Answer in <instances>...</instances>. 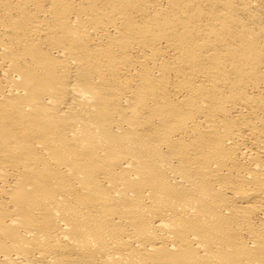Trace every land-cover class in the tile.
Segmentation results:
<instances>
[{"label": "bare ground", "instance_id": "obj_1", "mask_svg": "<svg viewBox=\"0 0 264 264\" xmlns=\"http://www.w3.org/2000/svg\"><path fill=\"white\" fill-rule=\"evenodd\" d=\"M0 264H264V0H0Z\"/></svg>", "mask_w": 264, "mask_h": 264}]
</instances>
